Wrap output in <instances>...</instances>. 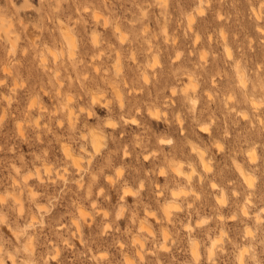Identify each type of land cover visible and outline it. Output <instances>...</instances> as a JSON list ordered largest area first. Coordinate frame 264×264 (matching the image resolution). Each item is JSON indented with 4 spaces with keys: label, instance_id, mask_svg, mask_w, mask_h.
<instances>
[{
    "label": "clouds",
    "instance_id": "9594fccd",
    "mask_svg": "<svg viewBox=\"0 0 264 264\" xmlns=\"http://www.w3.org/2000/svg\"><path fill=\"white\" fill-rule=\"evenodd\" d=\"M0 264H264V0H0Z\"/></svg>",
    "mask_w": 264,
    "mask_h": 264
}]
</instances>
